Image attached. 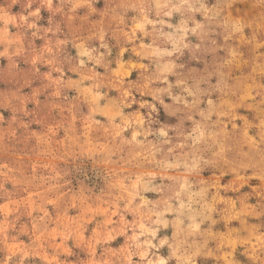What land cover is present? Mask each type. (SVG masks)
Segmentation results:
<instances>
[{
  "label": "rangeland",
  "instance_id": "1",
  "mask_svg": "<svg viewBox=\"0 0 264 264\" xmlns=\"http://www.w3.org/2000/svg\"><path fill=\"white\" fill-rule=\"evenodd\" d=\"M0 264H264V0H0Z\"/></svg>",
  "mask_w": 264,
  "mask_h": 264
}]
</instances>
